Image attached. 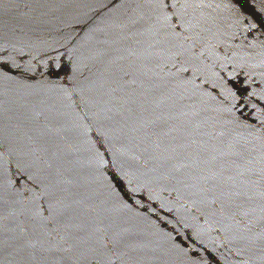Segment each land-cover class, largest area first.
<instances>
[{"label":"water","instance_id":"95a60500","mask_svg":"<svg viewBox=\"0 0 264 264\" xmlns=\"http://www.w3.org/2000/svg\"><path fill=\"white\" fill-rule=\"evenodd\" d=\"M0 264H264V0H0Z\"/></svg>","mask_w":264,"mask_h":264}]
</instances>
